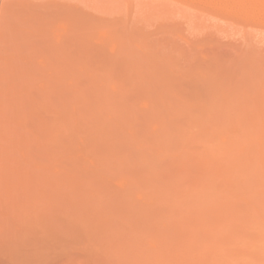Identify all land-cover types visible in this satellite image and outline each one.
I'll return each instance as SVG.
<instances>
[{
  "label": "rangeland",
  "instance_id": "rangeland-1",
  "mask_svg": "<svg viewBox=\"0 0 264 264\" xmlns=\"http://www.w3.org/2000/svg\"><path fill=\"white\" fill-rule=\"evenodd\" d=\"M263 103L264 0H0V264H264Z\"/></svg>",
  "mask_w": 264,
  "mask_h": 264
},
{
  "label": "bare ground",
  "instance_id": "bare-ground-1",
  "mask_svg": "<svg viewBox=\"0 0 264 264\" xmlns=\"http://www.w3.org/2000/svg\"><path fill=\"white\" fill-rule=\"evenodd\" d=\"M11 45H12V44H11ZM30 63H31V61H30ZM44 65H45V64H44ZM48 67H50V66H48ZM48 67H47V68H48ZM48 69H49V68H48ZM44 70H45V69H44ZM46 70H47V69H46ZM49 75H50V74H49ZM47 77H48V76H47ZM15 87H16V85H15ZM17 87H19V86H17ZM11 88H12V86H11ZM12 89H14V88H12ZM14 90H16V89H14ZM26 90H27V89H26ZM48 90H49V89H48ZM52 90H53V89H52ZM258 90H259V89H258ZM19 91H20V90H19ZM21 91H23V90H21ZM24 91H25V90H24ZM28 91H29V90H28ZM50 91H51V90H50ZM262 92H263V91H262ZM16 93H18V92L16 91ZM20 93H21V92H19L18 94H20ZM22 93H23V92H22ZM24 93H26V92H24ZM24 93H23V94H24ZM32 93H33V92H32ZM44 93H45V92H44ZM52 93H53V92H52ZM14 94H15V93H14ZM26 94H27L28 96H29V94L31 95L30 92H29V94H28V93H26ZM49 94H50V93H49ZM49 94H47V95H49ZM223 94H224V93H223ZM20 95H21V94H20ZM27 95H26V96H27ZM13 96H14V95H13ZM16 96H17V95H16ZM28 96H27V98H29ZM44 96H45V95H44ZM21 97H23V95H22ZM31 97H33V96L31 95ZM224 98H225V96H224ZM24 99H26V98H24ZM24 99H23V100H24ZM29 99H31V98H29ZM227 99H228V98H227ZM11 101H12V100H11ZM14 101H16V100L14 99ZM28 101L30 102V100H27V102H28ZM222 101H224V100H222ZM12 102H13V101H12ZM24 102H26V100H25ZM21 103H22V102H21ZM30 103H31V102H30ZM32 103H33V101H32ZM32 103H31V104H32ZM227 103H228V102H227ZM231 103H232V102H231ZM15 104H17V103H15ZM211 105H213V104H211ZM223 105H224V104H223ZM227 105H228V104H227ZM235 105H236V104H235ZM263 105H264V103H263ZM11 106H12V105H11ZM19 106H22V107H23V104H22V105L19 104ZM32 106H33V105H32ZM215 106H216V105H215ZM230 106H231V105H230ZM17 107H18V106H17ZM17 107H16V108H17ZM28 107L31 108V106H29V105H28ZM228 107H229V106H228ZM172 108H173V107H172ZM17 109L19 110V108H17ZM22 109H24V108H21L20 110H22ZM218 109H219V108H218ZM222 109H223V108H222ZM227 109H228V108H227ZM144 110H145V109H144ZM220 110H221V109H220ZM23 111H24V110H23ZM33 111H34V110H33ZM33 111H32V112H33ZM172 111H174V110H172ZM221 111H222V110H221ZM224 111H225V110H224ZM14 112H15V111H14ZM16 112H17V111H16ZM144 112H145V111H144ZM175 112H176V111H175ZM177 112H178V110H177ZM12 113H13V112H12ZM171 113H172V112H171ZM14 114H15V113H14ZM181 114H182V113H181ZM225 114H226V113H225ZM24 115H26V113H25ZM172 115H173V114H172ZM27 116H28V115H27ZM175 116H176V115H175ZM175 116H174V117H175ZM229 117H230V116H229ZM172 118H173V117H172ZM234 118H235V117H234ZM234 118H233V119H234ZM161 120H162V119H161ZM15 121H16V120H15ZM162 121H163V120H162ZM231 121H232V120H231ZM159 122H160V121H159ZM162 123H164V122H162ZM231 123H232V122H231ZM235 124H236V122H235ZM163 125H164V124H163ZM232 125H234V124H232ZM160 126H161V125H160ZM163 127H164V126H163ZM163 127H162V128H163ZM229 127H230V126H229ZM233 127H234V126H232V128H233ZM236 127H237V126H236ZM159 128H160V127H159ZM238 128H239V127H238ZM228 129H229V128H228ZM240 131H241V133H242V130H240ZM248 131H249V130H248ZM254 131H255V130H254ZM166 132H167V131H166ZM169 133H170V131H169ZM225 133H226V132H225ZM239 133H240V132H239ZM245 133H246V132H245ZM256 133H257V132H256ZM164 134H165V133H164ZM179 134H181V133H179ZM249 134H251V133H249ZM258 134H259V133H258ZM183 135H185V134H183ZM226 135H227V134H226ZM247 135H248V133H247ZM176 136H177V135H176ZM228 136H229V134H228ZM236 136H237V134H236L234 137L236 138ZM252 136H253V135H252ZM252 136H250V137H251V140H252ZM261 136H262V135H261ZM185 137H187V136H185ZM234 137H232V138H234ZM244 137H245V135H244ZM253 137H255V136H253ZM191 138H193V137L191 136L190 139H191ZM194 138H195V137H194ZM194 138H193V139H194ZM226 138L229 139V137H226ZM241 138H243L242 135H241ZM248 138H249V137H248ZM166 139H167V138H166ZM169 139H170V138H169ZM181 139H182V138H181ZM181 139H180V140H181ZM193 139H192V140H193ZM239 139H240V138H239ZM246 139H247V138H246ZM263 139H264V138H260V139H259V137H258V138L255 140V141H256V144H257V147H258V149H257V147H256V150L258 151L257 153L259 154V155L257 154L258 157H259V158H257V155H256V153H255L256 158H257V159L255 160V161L257 162V163H256V168H255V169H256V171H258L259 174L261 175V176H260V178H261V182H262V180H264V179H262V178H263L262 176H264V157H263V155H261V153H262V154L264 153V140H263ZM170 140H172V139H170ZM176 140H177V139H176ZM236 140H237V138H236ZM236 140H235V142H236ZM242 140H243V139H242ZM247 140H249V139H247ZM177 141H178V140H177ZM185 141H186V140H185ZM185 141H184V142H185ZM211 141H212V140H211ZM240 141H241V139H240ZM244 141H245V139L243 140V142H244ZM249 141H250V140H249ZM165 142H166V141H165ZM167 142H168V141H167ZM167 142H166V143H167ZM180 142H181V141H180ZM187 142H189V141H187ZM243 142L241 141V143H243ZM251 142H252V141H251ZM228 143H229V142H228ZM228 143H226V145H227ZM167 144H168V143H167ZM237 145H238V144H237ZM252 145H253V144H252ZM166 146H167V145H166ZM224 146H225V145H224ZM224 146H222V147H224ZM228 146H229V145H228ZM242 146H244V144H243ZM255 146H256V145H255ZM232 147H233V146H232ZM236 147H237V146H236ZM249 147H251V146L249 145ZM226 148H227V146H226ZM224 149H225V148H224ZM224 149H223V150H224ZM233 149H234V147L232 148V150H230V152H231V151H234ZM237 149H238V148H237ZM244 149H245V150H248V148H245V147H244ZM245 150H244L243 153H245ZM172 151H173V149H172ZM172 151H171V152H172ZM248 151H249V150H248ZM248 151H247V152H248ZM254 151H255V150H254ZM254 151H253V152H254ZM227 153H228V152H227ZM248 153H249V152H248ZM251 153H252V152H251ZM229 154H231V153H229ZM233 154H234V152H233ZM237 154H239V153H237ZM240 154L242 155V153H240ZM252 154H253V153H252ZM173 155H174V153H173ZM222 155H223V154H222ZM247 155H248V154H247ZM247 155H243V156H247ZM232 156H233V155H230V156L228 155L227 157L230 158V157H232ZM237 156H238V155H237ZM239 156H240V155H239ZM248 156H251V155L249 154ZM228 158H227V159H228ZM241 158H242V157H241ZM227 159H225V160H227ZM244 159L246 160V158H244ZM230 160H231V159H230ZM230 160H229V161H230ZM241 160H243V159H241ZM245 160H244V161H245ZM250 160H251V159H250ZM253 160H254V159H253ZM235 161H236V159H235ZM237 161H238V160H237ZM255 161H254V162H255ZM226 162H228V161H226ZM233 162H234V161H233ZM250 162H251V161H250ZM254 162H253V164H254ZM236 163H237V162H236ZM240 163H241V162H240ZM247 163H248V161H247ZM125 164H126V163H125ZM143 164H144V163H143ZM242 164H244V163H242ZM237 165H238V164H237ZM239 165H240V164H239ZM246 165H247V164H246ZM232 166H234V164H233ZM232 166H231V167H232ZM244 166H245V165H244ZM119 167H120V165H119ZM238 167H240L241 170L239 169V171L241 172V171H242L241 166H238ZM246 167H247V166H246ZM249 168H251V166H250ZM249 168L247 169V172H248ZM149 169H150V168H149ZM231 169H232V168H231ZM234 169H235V171H236V166L234 167ZM253 170H254V169H253ZM253 170H252V171H253ZM232 171H234V170L232 169ZM237 171H238V168H237ZM254 171H255V170H254ZM156 172H157V171H156ZM156 172H155V173H156ZM238 173H239V172H238ZM249 173H250V172H249ZM144 174H145V173H144ZM158 174H159V173H158ZM174 174H175V173H174ZM239 174H240V173H239ZM241 174H242V177H241V175H240V179H238V180H241V182H239V181L237 180L236 182H239V183L236 184L235 181H233V182H234V183H233V186H234V184H235L234 187L237 186V188H235V189L237 190V191H236L237 193H238L239 191H240V192L245 191V189H244L243 191H242V189L239 190V187H238V185H239L240 183H241V185H243V184L246 182V181H245V182L242 181V180H244V179L246 178V176H245V178H244V175H243V174H245V173H244V172H241ZM247 174H248V173H247ZM150 175H151V174H150ZM252 175H253V173H252ZM146 176H147V173H146ZM160 176H161V175H160ZM250 176H251V175H250ZM165 177H167V176H165ZM176 177H178V174H177ZM176 177H175V178H176ZM231 177H232V175H231ZM257 177H259V176H257ZM157 178H158V176H157ZM232 178H233V177H232ZM234 178H235V177H234ZM238 178H239V177H238ZM241 178H242V179H241ZM243 178H244V179H243ZM260 178H258V180H259ZM144 179H145V178H144ZM152 179H153V178H152ZM154 179H155V178H154ZM168 179H169V178H168ZM235 179H236V178H235ZM246 179H247V178H246ZM248 179H249V178H248ZM155 180H156V179H155ZM173 180H174V179H173ZM173 180H172V181H173ZM147 181H148V180H147ZM150 181H151V180H150ZM152 181H153V180H152ZM169 181H170V180H169ZM252 181H253V180H252ZM155 182H156V181H155ZM164 182H165V180H164ZM258 182H260V181H258ZM261 182H260V184H262ZM176 183H179V182L176 181ZM176 183H175V184H176ZM242 183H243V184H242ZM200 184H201V183H200ZM245 184H247V183H245ZM245 184L243 185L244 188L246 187ZM250 184H251V183H250ZM122 185H123V183H122ZM125 185H127L126 182H125ZM165 185H166V184H165ZM258 185H259V184L257 183L255 186H258ZM263 185H264V182H263ZM127 186H128V185H127ZM130 186H131V185H130ZM133 186H134V185H133ZM167 186H168V184H167ZM172 186H173V185H172ZM177 186H178V185H177ZM200 186H201V185H200ZM239 186H240V185H239ZM252 186H253V185H252ZM261 186H262V185H261ZM148 187H151V186H148ZM170 187H171V186H170ZM170 187H168V188H170ZM173 187H174V186H173ZM234 187H233V188H234ZM248 187H250V186L248 185ZM174 188H175V187H174ZM193 188H194V187H193ZM195 188H196V187H195ZM195 188H194V189H195ZM227 188H228V186H227ZM231 188H232V187H231ZM240 188H241V186H240ZM263 188H264V187H263ZM263 188L260 187V188H258L257 190H255L256 188H254L253 190H255V192H257L259 189L264 190ZM151 189H152V187H151ZM151 189H149V190L151 191ZM175 189H177V188H175ZM199 189H200V188H199ZM229 189H230V188H228V191H229ZM247 189H248V188H247ZM168 190H169V189H168ZM213 190L215 191L216 189H211V192H210V193H212ZM230 190H231V189H230ZM250 190H252V189H250ZM234 191H235V190H234ZM162 192H163V191H162ZM197 192H198V191H197ZM199 192H200L199 195L203 194V193H201V192H202L201 190H200ZM203 192H204V191H203ZM226 192H227V190H226ZM232 192H233V191H232ZM236 192H235V193H236ZM240 192H239V194H240ZM247 192H248V191H247ZM247 192H244V195H246ZM252 192H254V191H252ZM252 192H251V193H252ZM259 192H260V190H259L257 193L259 194ZM131 193H132V192H131ZM148 193H149V192H148ZM151 193H152V191H151ZM157 193H158V192H157ZM163 193H164V192H163ZM163 193H162V194H163ZM166 193H167V192H166ZM168 193H170V192H168ZM227 193H228V192H227ZM227 193H225V194H227ZM245 193H246V194H245ZM251 193H248V194H251ZM176 194H179V193H176ZM196 194H197V193H196ZM212 194H213V193H212ZM225 194H224V195H225ZM230 194H231V193H230ZM233 194H234V193H233ZM233 194H231V195H233ZM239 194H238V196H236V197L234 196V195H236V194H234V195H233V196H234L233 199H238V198L240 199V197H241V199L244 198V197H242L243 194H240V195H239ZM263 194H264V192L261 193L260 195H263ZM127 195H128V194H127ZM155 195H156V194H155ZM167 195H168V194H167ZM167 195H166V196H167ZM171 195H172V194H171ZM173 195H175V193H174ZM228 195H229V193H228ZM241 195H242V196H241ZM255 195H256V194H255ZM160 196H161V193H160ZM201 196H202V195H201ZM201 196H199V197H201ZM246 196H247V195H246ZM126 197H127V196H126ZM143 197H144V196H143ZM143 197H142V198H143ZM164 197H165V196H164ZM169 197H170V196H169ZM194 197H195V194H194ZM196 197H198V196L196 195ZM228 197L230 198V196H228ZM228 197L226 196V197H225V200H226V198H227V200H229ZM237 197H238V198H237ZM251 197H252L251 200H253V195H252ZM254 197H255V196H254ZM146 198H147V197H146ZM176 198H177V197H176ZM190 198H191V200H192V199L195 200V199L192 198V197H189V199H190ZM245 198H246V197H245ZM245 198H244V199H245ZM155 199L157 200L158 198H155ZM169 199H171V198H169ZM184 199L187 200L186 198H184ZM233 199H231V200L233 201V203H234V202H237V200H233ZM239 199H238V201H240ZM161 200H162V199H161ZM161 200H160V201H161ZM163 200H165V199H163ZM163 200H162V201H163ZM227 200H226V201H227ZM231 200H230V201H231ZM251 200H250V201H251ZM162 201H161V202H162ZM165 201H166V200H165ZM226 201H225V202H226ZM232 201H231V202H232ZM158 202H159V201H158ZM227 202H229V201H227ZM227 202H226V203H227ZM231 202H230V204H231ZM241 202H242V201H241ZM241 202H240V203H241ZM246 202H247V201H246ZM164 203H165V202H164ZM233 203H232V204H233ZM240 203H239V204H240ZM253 203H255V202L253 201ZM154 204H155V203H154ZM162 204H163V202H162ZM230 204L228 203L229 207H231ZM234 204H235V203H234ZM257 204H258V203H257ZM257 204H256V205H257ZM263 204H264V203H263ZM263 204H262V205H263ZM163 205H164V204H163ZM235 205H236V204H235ZM251 205H252V204H251ZM262 205H261V206H262ZM155 206H157V205H155ZM158 206H159V205H158ZM253 206H255V204H254ZM258 206H259V204L257 205L256 208H259V207H260V206H259V207H258ZM159 207H160V206H159ZM225 208H226V209L228 208V207H227V204H225ZM238 208H239V207H238ZM231 209H232V208H231ZM228 210H229V209H228ZM228 210H227V211H228ZM235 210H236V209H235ZM230 211H231V210H230ZM237 211H238V210H237ZM257 211H258V210H257ZM232 212L235 213V212L232 210V211H231V214H233ZM255 212H256V211H255ZM260 212L263 213V216H264V212H262V211H260ZM260 212L258 211V214H259ZM229 213H230V212H229ZM261 213H260V214H261ZM225 214L228 215L229 217H232V215L228 214V212L225 213ZM228 216H226V217H228ZM257 216H258V215H257ZM257 216H256V217L253 216L254 218H251V219H253V220L255 219V224H257V223H256V221H257L256 218H258ZM261 216H262V215H261ZM261 216H260V217H261ZM263 216H262V217H263ZM236 217H237V216H235L234 218L236 219ZM234 218H232V219H234ZM228 219H229V218H228ZM232 219H230V221H229V223H230V225L228 224L229 226H231V220H232ZM259 219H260V218H259ZM259 219H258V220H259ZM236 220H237V219H236ZM236 220H234V222H236ZM162 221H163V220H162ZM162 221H161V223H162ZM249 221L252 222V223L254 224V221H252V220H249ZM259 221H260V220H259ZM259 221H257V222L259 223ZM262 221H263V220H262ZM232 222H233V220H232ZM260 223H261V221H260ZM232 224H233V227H234L236 223H232ZM238 224H239V222L237 223V227H238ZM262 224H264V222H262ZM259 225H260V224H259ZM165 226H169V225H165ZM180 228H181V227H180ZM167 229H168V228H167ZM167 229H166V230H167ZM169 230H170V228H169ZM169 230H168V232H169ZM184 230H185V229H184ZM170 231H171V230H170ZM163 232H164V231H163ZM167 234H168V233H167ZM169 234H170V233H169ZM173 235H174V234H173ZM162 236H164V235H162ZM174 236H176V235H174ZM155 237H156V236H155ZM196 237H197V236H196ZM160 238H162V237H160ZM176 238H177V237H176ZM170 239H171V237H170ZM170 239H169V240H170ZM182 239H183V238H182ZM182 239H180V241H181ZM197 239H198V237H197ZM142 240H143V239H142ZM165 240H166V239H165ZM172 240H173V239H172ZM172 240H171V242L176 241V240H174V241H172ZM184 240H185V239H184ZM184 240H183V242H185ZM167 241H168V238H167ZM180 241H179V239H178V242H180ZM142 242H144V241H142ZM152 242L154 243V241H152ZM157 242L159 243V241H157ZM160 242H161V241H160ZM162 242H163V241H162ZM171 242H170V243H171ZM175 243H176V242H175ZM175 243H174V245H175ZM150 244H151V243H150ZM161 244H162V243H161ZM163 244H164V243H163ZM171 244H172V243H171ZM180 244H181V243H180ZM184 244H185V243H184ZM187 244H188V243H187ZM189 244H190V243H189ZM145 245H146V244H145ZM176 245H177V244H176ZM182 245H183V243H182ZM151 246H152V245H151ZM157 246H158V245H157ZM170 246H171V245H170ZM147 247H148V246H147ZM155 247H156V243H155ZM186 247H187V246H186ZM163 248H164V247H163ZM172 248H173V245H172ZM172 248H171V249H172ZM160 249L162 250V248H160ZM188 249H190V248L188 247ZM188 249H186V250H188ZM173 250H174V249H173ZM177 250H178V249H177ZM181 250H182V248H181ZM181 250H180V251H181ZM193 250H194V248H193ZM188 251H189V250H188ZM180 253H181V252H180ZM186 253H187V252H186ZM186 253H185V254H186ZM150 254H151V253H150ZM191 254H192V253H191ZM203 254H205V253L203 252ZM183 256H185V255H183ZM186 257H188V254L186 255ZM186 257H185V258H186ZM183 258H184V257H183ZM207 262H208V261H207ZM207 262H206V263H207Z\"/></svg>",
  "mask_w": 264,
  "mask_h": 264
}]
</instances>
